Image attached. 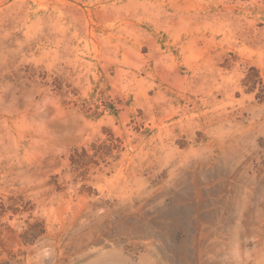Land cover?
I'll return each mask as SVG.
<instances>
[{"label": "rangeland", "instance_id": "374dc122", "mask_svg": "<svg viewBox=\"0 0 264 264\" xmlns=\"http://www.w3.org/2000/svg\"><path fill=\"white\" fill-rule=\"evenodd\" d=\"M0 264H264V0H0Z\"/></svg>", "mask_w": 264, "mask_h": 264}]
</instances>
